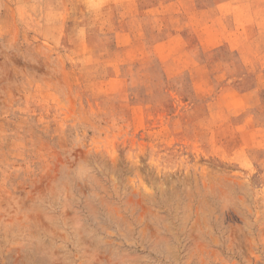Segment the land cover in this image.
Here are the masks:
<instances>
[{
  "label": "rangeland",
  "instance_id": "rangeland-1",
  "mask_svg": "<svg viewBox=\"0 0 264 264\" xmlns=\"http://www.w3.org/2000/svg\"><path fill=\"white\" fill-rule=\"evenodd\" d=\"M0 264H264V0H0Z\"/></svg>",
  "mask_w": 264,
  "mask_h": 264
}]
</instances>
